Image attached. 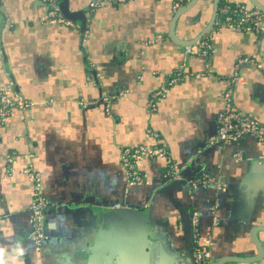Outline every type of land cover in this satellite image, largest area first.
Masks as SVG:
<instances>
[{
  "label": "crops",
  "instance_id": "1",
  "mask_svg": "<svg viewBox=\"0 0 264 264\" xmlns=\"http://www.w3.org/2000/svg\"><path fill=\"white\" fill-rule=\"evenodd\" d=\"M93 1L67 0L78 15L71 28L47 20L41 0H0V86L27 103L0 125V264H189L192 212L212 240L213 260L256 255L255 237L263 256L244 264H264V229L256 231L264 225V149L249 135L209 144L227 87L236 111L264 123V22L259 32L214 27L211 56H185L169 36L173 0H102L91 10ZM213 2L198 0L180 15L179 39L199 35ZM250 54L257 65H242L231 83L236 60ZM180 66L183 78L150 110L151 93ZM119 91L107 113L101 97ZM139 145L168 153L137 157L141 181L129 182L121 153ZM169 162L183 167L182 184L167 178ZM203 172L211 186L191 190L188 182ZM34 173L46 202L40 244L28 237ZM94 202L101 211L85 208Z\"/></svg>",
  "mask_w": 264,
  "mask_h": 264
},
{
  "label": "built area",
  "instance_id": "2",
  "mask_svg": "<svg viewBox=\"0 0 264 264\" xmlns=\"http://www.w3.org/2000/svg\"><path fill=\"white\" fill-rule=\"evenodd\" d=\"M46 5L45 18L50 21H56L65 25L66 27L77 28L76 22L65 17L60 9V0H41ZM112 3H123L125 0H110ZM188 0H173L171 10L173 13L177 12ZM102 0H94L90 3V9L94 10L101 4ZM264 22V13L255 7H248L243 3H223L217 8V13L213 22L214 27H229L234 31H241L250 28L259 32L262 29ZM204 34L201 39L193 46L184 47V55L197 52L205 57H210L212 46L209 41L211 30ZM86 34V33H85ZM157 35L155 38H160ZM155 39H150L147 43H153ZM256 54L240 56L234 65V70L231 77V83L239 79V69L242 65H257ZM183 78V67H178L169 73L165 82L155 91L151 93L148 99L147 107L152 110L155 108L156 101L165 95L169 86L178 83ZM92 80V79H91ZM119 96L124 95L123 91L118 92ZM232 88L227 87L222 94V108L217 114V129L213 135L209 137V144L216 143L231 144L236 143L243 136L249 135L255 138L264 147V124L254 121L250 116L236 111L232 107L231 102ZM115 95L105 94L102 97L105 103V111L110 110V102ZM83 104L87 105L86 102ZM27 106L26 101L11 87L0 86V125L3 124L6 116L10 115L15 109H24ZM154 138H158L159 134L151 131ZM149 152L150 156H157L165 158L167 150L157 147L153 151L146 149L143 145L135 147H124L121 153V161L126 168L129 182H140L141 176L135 168V159L141 154ZM234 156L239 159L241 152L238 151ZM11 162V159H8ZM183 167L178 166L172 162L167 164L166 176L170 180H181ZM35 187L37 190L33 204L30 207L31 214V228L28 237L33 239L36 244H40L43 239V211L46 205L44 198L39 194L41 184L38 174L34 173ZM213 182L212 176L208 172H203L197 175L191 182V190L203 189L207 190ZM220 188L219 185H217ZM119 207V206H118ZM218 207L216 201L211 206L212 223H217L215 209ZM190 253L194 264H213L210 247L212 240L210 237H204L200 231L199 217L195 212L190 214Z\"/></svg>",
  "mask_w": 264,
  "mask_h": 264
},
{
  "label": "water",
  "instance_id": "3",
  "mask_svg": "<svg viewBox=\"0 0 264 264\" xmlns=\"http://www.w3.org/2000/svg\"><path fill=\"white\" fill-rule=\"evenodd\" d=\"M197 1L198 0H189V2L184 7H181L177 12L173 13V18H172L171 25H170V28H169V36H170V38H172V40L176 41L178 44H180V45H182L184 47L185 46H193L195 43H197L201 39V37L204 34H206L208 31H210V29L213 26V22H214L216 13H217V8H218L219 0H214L213 5H212V13H211L210 20H209L208 24L206 25V27L199 33V35L197 37H195L194 39H186V40L179 39L177 37V35L175 34V24H176V21L180 17V15H182L183 13H185L189 9H191L197 3ZM249 1L252 3V5L255 8L259 9L260 11H262L264 13V6L261 5L257 0H249ZM59 6H60L61 11L65 15V17H67V18H69L71 20H74V21H76L78 19V15L76 13L69 12L68 11L69 6L67 4V0H60L59 1ZM109 95H112V94H109ZM113 95H115L116 97L114 99H112L111 102H113L117 98H120V97L123 96V95L122 96H119L118 95V92L117 93H114ZM99 102L100 103H103V105L105 104L103 102V100H102V97H101V99H100ZM90 106H92V104ZM85 107H87V106H85ZM252 119L254 121L260 123V124H264V123H261V122H259L258 120L254 119V118H252ZM129 147H135V146H129ZM146 149L149 150V148H147V147H146ZM263 149H264V147H263ZM140 156H150V155H149V152L147 151L146 153L141 154ZM244 158H245V155H244V153H242L241 154V157H240V160H243ZM260 161L264 162V159H260ZM193 179H191L188 182V185L190 184V182ZM184 181H186V180H185V177L183 175V178L181 180H172L171 183H173L175 185L176 184L179 185V184H182ZM85 208H87L89 210L96 211V212L101 211L100 207L95 202L94 203H89V207H85ZM112 208L116 209L117 212H119L120 214H122V213L128 214V213H130L132 211V209L129 208V207H112ZM43 213H44V211H43ZM43 221H45L44 217H43ZM189 227H190V223H189ZM259 229H264V225L256 226V231L259 230ZM254 244H255V246L257 248V254L254 255V256L246 257V258L234 257V256H227V257H222V258L218 259L217 261L213 260V257H212V263L213 264H225V263H236V264L242 263V264H244V263H253V262H256V261H258L259 259L262 258V256H263V249H262L259 241L256 240L255 237H254ZM190 249H191V247H190V230H188L187 246H186V249H185V252H184V254H185L184 256L187 259V262L189 264H194L193 263V260H192V257H191ZM79 254L82 255V256H85L84 253H82V252H79ZM109 263L110 264H116V263H113L111 261Z\"/></svg>",
  "mask_w": 264,
  "mask_h": 264
},
{
  "label": "trees",
  "instance_id": "4",
  "mask_svg": "<svg viewBox=\"0 0 264 264\" xmlns=\"http://www.w3.org/2000/svg\"><path fill=\"white\" fill-rule=\"evenodd\" d=\"M222 3V1H220V4Z\"/></svg>",
  "mask_w": 264,
  "mask_h": 264
},
{
  "label": "flooded vegetation",
  "instance_id": "5",
  "mask_svg": "<svg viewBox=\"0 0 264 264\" xmlns=\"http://www.w3.org/2000/svg\"><path fill=\"white\" fill-rule=\"evenodd\" d=\"M189 230H190V227H189Z\"/></svg>",
  "mask_w": 264,
  "mask_h": 264
}]
</instances>
